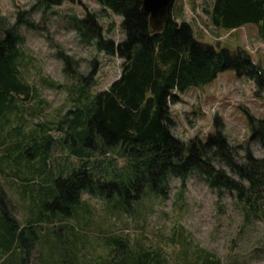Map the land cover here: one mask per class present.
<instances>
[{
    "label": "trees",
    "instance_id": "trees-1",
    "mask_svg": "<svg viewBox=\"0 0 264 264\" xmlns=\"http://www.w3.org/2000/svg\"><path fill=\"white\" fill-rule=\"evenodd\" d=\"M66 1L74 0H37L35 6L40 5L46 10ZM95 2L121 18L123 40L115 43L105 39L95 13H87L84 18L71 17L67 26L77 33L81 43L92 44L96 51L121 59L120 75L108 89L92 94L84 88L81 76L72 68L74 61L61 57L64 71L75 76L79 86L76 92L74 90V110L68 112L72 117L64 115L56 130L62 131L64 139H71L65 148L78 163L71 167L65 163L63 170L53 176L49 157L37 148L41 168L34 164L36 168L15 164L14 168L18 170L36 171L39 178L42 176L43 185L37 190L43 199L33 208L35 219L27 218V222L20 223L0 184V264H32L37 241L35 230L40 224H54V208H59L64 216L71 213L78 216L88 210L81 196L83 193L93 194L94 184H111L116 188L120 201L114 202L110 210L118 214L128 212L129 208L135 209L140 193L145 197L151 193L164 195L170 177L179 179L184 185L190 174L203 178L218 197L229 194L245 219L262 209L264 118L248 117L249 141L256 143L261 151V156L256 157L248 145L232 146L218 129L217 121L216 131L204 141L196 138L187 143L181 141L172 133L175 121L170 104L176 103L175 94H182L190 87L205 86L225 71H233L236 77L252 81L257 93L264 92V68L253 62L251 55L240 47L236 50L217 49L197 41L191 26L184 20L177 22L172 14L162 29L155 31L148 15L142 12L143 0ZM204 13L216 30L229 32L254 25L258 39L264 43V0H213L212 6L204 9ZM25 14L18 13L11 26L0 18V116L5 119L20 113L15 97L27 101L32 92L20 71L23 53L18 25L23 22L32 26L24 19ZM48 86L55 85L48 82ZM51 130L49 127L48 131ZM14 132L23 136L17 128ZM30 139L37 145V137ZM49 139L53 141L51 137ZM12 145L14 149L21 148L19 142ZM111 150L125 161L122 168L112 169L107 160L90 161L94 151L105 154ZM95 164L103 165V171H97ZM8 165L12 166L9 162ZM2 174L0 168V180ZM23 187L31 189L28 185ZM106 239L104 244L110 250L109 258L91 264L168 263L159 249L144 247L139 242L131 244L120 237ZM67 241L71 247L77 248L75 237L67 236ZM179 241L183 246L180 250L182 264H222L199 247L190 252V243L182 235Z\"/></svg>",
    "mask_w": 264,
    "mask_h": 264
},
{
    "label": "rangeland",
    "instance_id": "rangeland-1",
    "mask_svg": "<svg viewBox=\"0 0 264 264\" xmlns=\"http://www.w3.org/2000/svg\"><path fill=\"white\" fill-rule=\"evenodd\" d=\"M36 1L0 0V18L6 25H13L21 12H26L24 19L32 24L26 26L21 22L17 29L22 37L21 76L31 87V95L27 101L15 97L19 114H11L7 119L0 116V168L3 171L0 184L20 223L27 222V218L35 219L33 208L43 199L37 190L42 176L39 178L36 171L18 170L15 164L38 167L41 160L36 156L37 148L49 157L53 176L63 170L65 163L69 167L78 163L65 148L71 139H64L62 131L56 130L64 115L74 110L73 99L79 86L75 76L64 71L61 57L74 61L72 68L92 94L108 89L121 72V59L96 51L92 44L81 43L67 23L71 22V17L84 18L87 13H95L105 39L115 43L124 39L121 18L105 11L95 0L66 1L46 10L35 6ZM212 3L213 0H174L172 13L178 15V11L183 10L179 15L191 26L197 41L217 49L240 47L264 68V43L257 37L256 26L248 25L232 32L214 29L204 13ZM48 82L55 86H48ZM175 96L176 103L170 104L175 121L172 133L181 141L187 143L194 138L204 141L218 127L232 146L248 145L256 157L261 156L259 146L249 141L248 117L264 118V92L257 93L252 81L236 77L233 71H225L211 83L190 87ZM15 128L23 136H17ZM30 135L37 137V145ZM15 142L21 144L20 149L12 147ZM241 153L239 150V155ZM104 160L111 162L112 169H120L125 164L112 150L105 154L94 151L90 158V161ZM95 165L97 171H103V165ZM24 185H28L30 191ZM81 199L88 210L78 216L74 213L64 216L59 208H54V224H40L35 230L37 241L32 264H91L106 260L110 255L104 244L107 237L125 238L131 244L139 242L144 247L159 249L166 256L167 264H182L180 235L190 243V252L199 247L222 264H264V193L261 211L250 219L244 218L229 194L218 197L204 179L195 174L187 176L184 185L170 177L164 195L151 193L145 197L140 193L135 209L119 214L110 210L114 202L120 201L111 184H94L93 194L83 193ZM59 207L63 205L59 203ZM46 213L51 215L49 211ZM67 236L75 237L76 249L68 244Z\"/></svg>",
    "mask_w": 264,
    "mask_h": 264
},
{
    "label": "water",
    "instance_id": "water-1",
    "mask_svg": "<svg viewBox=\"0 0 264 264\" xmlns=\"http://www.w3.org/2000/svg\"><path fill=\"white\" fill-rule=\"evenodd\" d=\"M174 0H143L142 12L149 17L150 26L160 31L171 14Z\"/></svg>",
    "mask_w": 264,
    "mask_h": 264
},
{
    "label": "crops",
    "instance_id": "crops-1",
    "mask_svg": "<svg viewBox=\"0 0 264 264\" xmlns=\"http://www.w3.org/2000/svg\"><path fill=\"white\" fill-rule=\"evenodd\" d=\"M183 10H179L178 11V15H174L173 13H172V10H171V14H172V16L174 17V19L177 21V22H179V21H181L182 19H183V15H179L180 14V12H182ZM248 26V25H247ZM244 27H246V26H244ZM243 28V27H242ZM240 29V28H239ZM238 30V29H237ZM237 30H232V31H237ZM232 31H229V32H232Z\"/></svg>",
    "mask_w": 264,
    "mask_h": 264
}]
</instances>
